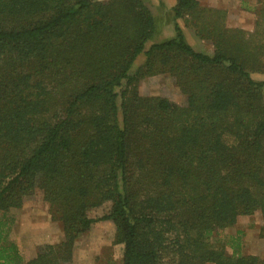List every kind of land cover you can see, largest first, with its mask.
<instances>
[{
	"label": "trees",
	"instance_id": "1",
	"mask_svg": "<svg viewBox=\"0 0 264 264\" xmlns=\"http://www.w3.org/2000/svg\"><path fill=\"white\" fill-rule=\"evenodd\" d=\"M252 9L245 30L176 0L173 36L152 41L147 0H0V264L69 263L102 221L122 264H264L238 237L211 242L243 215L264 237V0ZM160 74L184 103L139 91ZM37 190L64 238L25 259L10 210Z\"/></svg>",
	"mask_w": 264,
	"mask_h": 264
},
{
	"label": "rangeland",
	"instance_id": "2",
	"mask_svg": "<svg viewBox=\"0 0 264 264\" xmlns=\"http://www.w3.org/2000/svg\"><path fill=\"white\" fill-rule=\"evenodd\" d=\"M172 1L147 0L158 21L162 23L159 34L157 32L152 41H159L173 36V14L167 6ZM200 2L204 6L225 9L227 13L226 21L230 27L253 30L255 13L252 8L258 5L259 0H200ZM178 21L183 27L187 41L196 50L212 51L213 46L210 40L197 36L194 29L186 25L182 19ZM143 59L144 56L141 55L137 59L136 65L141 64ZM252 76L256 80H264V73H252ZM138 88L144 95H161L179 103H184L186 99L173 79L167 74L147 77L139 82ZM101 213L98 211V214ZM10 214L14 218L11 231L17 225L15 227L17 230L16 238L25 234L29 242L32 240L35 245L39 244L38 248L47 242L43 240L44 238L50 243H58L64 238L60 223L51 219L47 206L42 199V193L39 190L34 195L27 197L21 208H12ZM47 218L52 223L49 226ZM16 219H18V223ZM257 226L260 228V218L258 215L240 216L233 226L221 229L216 234H213L211 242L214 244L219 242L224 243L226 250L232 253L234 247L232 246L233 242L231 238L234 236L238 237L240 238V245L237 248V252L243 253V250L244 253L247 251H257L259 256L264 260V244L260 245L264 238L260 237L257 233ZM114 232L115 226L111 221H102L94 224L77 239L73 259L66 264H122L123 245L113 242ZM10 238L16 240L13 234Z\"/></svg>",
	"mask_w": 264,
	"mask_h": 264
},
{
	"label": "crops",
	"instance_id": "3",
	"mask_svg": "<svg viewBox=\"0 0 264 264\" xmlns=\"http://www.w3.org/2000/svg\"><path fill=\"white\" fill-rule=\"evenodd\" d=\"M176 0H173L169 5H167L169 8H171L174 4H175ZM239 219V218H238ZM238 221V220H237ZM16 222L18 223V219H16ZM15 222V223H16ZM47 222H48V226L51 225V221H49V219L47 218ZM17 226V225H16ZM16 226L13 227L12 231L10 232V236L13 234L14 238H16ZM257 233L259 234V227L257 226ZM256 231V230H255ZM254 233V232H253ZM43 238V237H42ZM264 238V237H262ZM43 240L47 241L46 243H50L46 238H44ZM14 241L16 242V244L18 245L21 253L23 254L25 259H30L36 256L37 251H38V246L39 244L37 243L36 245L32 242V240H30V242L28 241V237L25 236V234L18 236V238H16V240L14 239ZM264 244V240L260 243V245ZM246 252V251H245ZM243 254H255V255H259V253L257 251H247L246 253H244L243 250ZM206 264H212V263H206Z\"/></svg>",
	"mask_w": 264,
	"mask_h": 264
}]
</instances>
